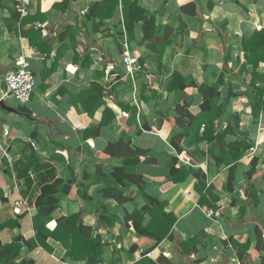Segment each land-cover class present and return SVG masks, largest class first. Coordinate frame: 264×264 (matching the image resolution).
<instances>
[{"label": "crops", "instance_id": "crops-1", "mask_svg": "<svg viewBox=\"0 0 264 264\" xmlns=\"http://www.w3.org/2000/svg\"><path fill=\"white\" fill-rule=\"evenodd\" d=\"M103 2L34 0L30 15L21 18L15 9L16 0H0L1 242L12 243L20 234L25 240L35 236L33 218L39 210L33 204L40 186L73 178L76 184L57 198L59 204L48 228L63 227L67 222L62 219L81 214L82 223L93 229L94 238L100 237L104 256L98 263L78 261L69 257L60 243L50 240L52 253L42 248L30 252L21 243L22 251L14 263L35 259L37 264H140L144 258L141 250L130 253L137 241L131 216L137 204L141 211L147 202L135 195L133 201H120L102 183L89 187L93 202L85 201L84 188L120 164L106 156L98 158L95 153L130 140L134 148L178 156L171 145L177 131L175 105L187 101L193 109L204 99L196 87L187 88L181 96L168 93V80L178 73L201 86L213 84L216 76L224 74L220 105L225 112L220 132L230 127L232 135L227 142L247 139L252 149L239 163L221 169L215 167L209 147L205 160L198 163L186 155L194 156L198 152L195 148L186 149L187 153L180 156L181 166L207 174L209 186L218 177L223 178L222 184L229 177L235 180L232 193L214 192L220 198L218 211L199 205L193 176L168 191L157 182L161 178L147 180L146 194L165 203L166 212L177 221L145 260L151 264H262L264 251L255 249L259 241L264 246V114L257 120L252 115L245 82L249 75L242 68L243 40L264 30V0H118L109 18L100 16ZM133 4L153 22L148 26L145 18L136 23L130 38L125 16ZM141 15L138 12L136 17ZM125 41L130 57L142 67L134 75L124 63ZM21 57L30 62L35 76L27 104L5 97L6 76ZM259 72L264 73V63ZM93 85L101 87L103 100L95 101V113L90 116L85 111L84 93ZM2 103L13 112L4 109ZM121 103L137 108L133 123H128L131 114L120 107ZM256 160V173L250 182L248 174ZM149 161L150 157H142L143 164ZM251 184L259 192L256 214L251 208L252 196L247 193ZM245 204L248 207L243 216L240 210ZM22 212L21 229L1 230ZM151 219L147 214L144 226ZM248 242L253 253L240 259L237 249Z\"/></svg>", "mask_w": 264, "mask_h": 264}, {"label": "trees", "instance_id": "trees-1", "mask_svg": "<svg viewBox=\"0 0 264 264\" xmlns=\"http://www.w3.org/2000/svg\"><path fill=\"white\" fill-rule=\"evenodd\" d=\"M118 3V0H104L100 16L102 18L112 17L118 7ZM104 4L109 5L104 6ZM93 12L94 9L92 8L91 13ZM138 12L142 14L140 18L136 17ZM145 18H148L146 12L136 4H133L125 16V24L130 38H133L132 33L136 23ZM147 22L149 26L153 22V19L148 18ZM243 50L245 63L242 69L249 75V80L245 78V82L247 83L246 93L251 100L252 115L257 120L264 114V73L259 72L260 65L264 63V30L249 40H243ZM248 66L252 67V70ZM225 79L226 76L222 74L215 77L213 84L204 83L199 86L192 78L185 79L180 74L174 73L168 80L166 84V91L168 93H175L181 96L187 88L196 87L204 99L200 106L193 109H191L192 104L187 101L184 104L178 102L175 105L174 112L177 131L173 134L171 145L177 151L178 156L134 148L130 140H122L117 145H109L103 152L95 153V156L98 158L106 156L107 158L119 161L120 164L113 168L111 174H102L101 179L92 181L84 188L85 201L93 202L88 196L89 187L96 183H102L120 201L130 202L137 196L143 197L147 202V205L141 211L137 209L139 206L137 204L136 211L131 216L132 227L137 241L130 253H136L141 250L144 258L142 262H139L140 264L149 262L145 260L146 257L158 249L162 241L172 232L177 221L172 214L166 212L167 206L165 203H160L156 198L146 194L147 180L156 182V179L161 178L157 182L163 186V190L168 191L193 176L197 179L195 189L200 195L199 205L207 207L210 210L217 209V211L220 209L217 206L220 198L215 196L214 192L227 191L232 193L234 191L233 183L235 180L231 177L228 178L226 184H222L223 178L218 177L209 186L208 176L203 170L180 165V156L189 148L198 150L194 156L186 154L193 163L205 160L206 148L212 149L211 153H209L216 163L215 167L218 169L239 163L245 154L252 149L247 139H238L234 143H228L227 138L232 135L230 127L223 133L220 132V119L225 112V108L220 105L221 90L225 84ZM145 93L146 91L144 92V99L146 100ZM152 94L156 95L153 92ZM84 98L86 101L84 104L86 106L85 111L90 116H93L95 113V101L99 102L103 100L101 87L93 85L90 91L84 93ZM120 107L131 114L129 116L131 119L128 120V123H133L137 118V108L123 103L120 104ZM113 117H115L114 114ZM203 126L204 130L202 131ZM132 128L133 126H131ZM142 157H150L149 163L143 164ZM255 163L253 170L248 174L250 182L256 173L258 160ZM75 184L76 180L72 178L66 181L57 179L52 183H44L40 186V193L33 204V207L39 210V213L33 218L35 236H31L28 240H25L20 234L13 239L12 243L6 244H3L0 240V264H15V260L20 256L22 251L21 243L26 244L30 252L42 248L46 252L52 253L53 249L49 243L50 240L60 243L67 251V255L74 257L78 261H83V259H87L90 263H98L100 261V258L104 256L105 248L101 244L100 237L94 238L93 229L82 223L83 216L81 214L62 219L61 221L67 222L63 227H59L53 231L48 228V223L53 219L55 206L59 204L57 198L63 194H68ZM247 193L252 196L253 205L251 208L254 210L253 213L256 214V208L260 204L259 192L251 184ZM247 207L248 205L245 204L240 210L243 216L247 212ZM147 214L152 219L147 226H144ZM23 216L22 212L18 216V219L14 218L1 226V230L13 231L21 229L20 220ZM261 223L264 226L263 220H261ZM258 235L259 239L263 237L259 229ZM234 244L237 245L236 242ZM255 250L259 253L264 251V246L263 248L261 247V241L257 243ZM237 252L240 259L248 254L252 255L251 243L248 242L245 245H240ZM260 259L261 263L264 264V258L261 257ZM21 264H37V262L35 259H26Z\"/></svg>", "mask_w": 264, "mask_h": 264}, {"label": "built area", "instance_id": "built-area-1", "mask_svg": "<svg viewBox=\"0 0 264 264\" xmlns=\"http://www.w3.org/2000/svg\"><path fill=\"white\" fill-rule=\"evenodd\" d=\"M76 2H83L85 0H75ZM34 0H16L15 9L21 18H26L30 15V8ZM87 13L83 11V14ZM42 28L41 24L37 25ZM123 46L126 50L124 63L130 68V72L134 75L140 72L142 67L140 64L135 63L134 59L130 57L128 43L125 41ZM7 92L5 97L14 99L19 104H27L31 101L32 94L35 88V76L31 69V64L25 57L17 59L15 70L6 76ZM204 126L202 127V131ZM17 212L19 210L17 209Z\"/></svg>", "mask_w": 264, "mask_h": 264}, {"label": "water", "instance_id": "water-1", "mask_svg": "<svg viewBox=\"0 0 264 264\" xmlns=\"http://www.w3.org/2000/svg\"><path fill=\"white\" fill-rule=\"evenodd\" d=\"M1 106H2L4 109H6L7 111H12V112H13V110L10 109L9 107L5 106L4 103H2Z\"/></svg>", "mask_w": 264, "mask_h": 264}]
</instances>
